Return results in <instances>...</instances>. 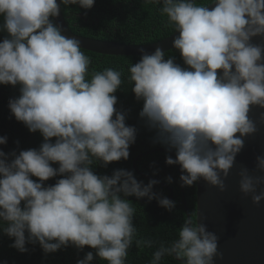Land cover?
I'll return each instance as SVG.
<instances>
[{
    "label": "clouds",
    "instance_id": "1",
    "mask_svg": "<svg viewBox=\"0 0 264 264\" xmlns=\"http://www.w3.org/2000/svg\"><path fill=\"white\" fill-rule=\"evenodd\" d=\"M160 5L165 27L174 35V56L155 47L139 48L140 58L127 67L126 79L142 107L138 118L164 146L167 165H179L181 187L203 180L224 191V178L257 132L249 113L264 109V0H149ZM95 0H0V85L18 86L8 108L29 132H39L37 148L0 150V229L19 252L38 244L45 255L64 247L85 246L107 264H125L129 249L152 247L136 238V209L128 197L155 199L172 212L176 202L153 191L133 170L111 175L93 167L127 160L137 127L126 125L127 110L116 107L114 93L124 70L105 68L89 74L91 59L78 39L54 22L61 5L91 9ZM208 5H212L208 7ZM260 37V43H252ZM264 121V112L260 113ZM239 133V135H236ZM54 138V140H53ZM7 136H0V145ZM18 143V142H17ZM57 165L53 167V165ZM255 169L239 170V191L254 204L264 199V155ZM35 177L37 179H33ZM59 177L53 184L50 178ZM172 183L171 176L165 177ZM219 236L205 223L185 219L176 239L152 253L149 264L172 257L180 264H214ZM92 251L76 264H91ZM6 264V262H4Z\"/></svg>",
    "mask_w": 264,
    "mask_h": 264
},
{
    "label": "trees",
    "instance_id": "2",
    "mask_svg": "<svg viewBox=\"0 0 264 264\" xmlns=\"http://www.w3.org/2000/svg\"><path fill=\"white\" fill-rule=\"evenodd\" d=\"M198 4H207L209 0H196ZM160 5L150 3L149 0H95L91 9H79L78 6L61 5V11L65 22L70 30L76 34L96 39L112 40L122 43L142 44L164 38L173 30L165 27L166 17L159 13ZM2 22V21H0ZM6 33L0 32V40ZM86 56L91 59L89 74L93 71H103L105 68L124 70L122 84L114 95L118 101L116 107L127 110L126 125L137 127L135 143L130 145L129 158L121 159L100 167L96 165L93 171L97 174L111 175L114 169L123 168L133 170L136 178L147 183L150 179L159 181L154 185L153 191L159 192L162 196L170 197L176 202V208L169 212L158 206L155 199L148 201L147 198L128 197L136 209L133 224L136 228V238L152 240V247L137 248L135 244L129 249L125 264H149L152 253L161 243L167 245L177 238L178 231L187 219L182 205V197L179 184V171L177 165H167L164 146L153 144L151 138L153 132L149 131L143 122L139 120L138 113L142 102H138L131 91L132 85L126 79L127 67L139 60L136 55H109L98 54L81 48ZM174 56L177 63L182 64L180 55L174 49L165 51V57ZM19 95L18 86L0 85V136H7V143L0 145V150L10 152L12 150H26L37 148L42 142L39 132H29L22 122H18L10 114L8 100L10 97ZM54 140V138H53ZM18 142V143H17ZM174 158V157H173ZM133 161L135 164L133 166ZM57 165H53L56 167ZM171 176L172 183H168L165 177ZM34 180L37 179L32 177ZM59 177L50 178L46 184L55 183ZM195 190L196 186L183 187L184 199L188 209L189 217L195 221ZM4 227L0 222V229ZM12 239L0 231V264H76L84 254L92 251L94 260L91 264H107L95 256V250L85 246L78 251L73 246L64 247L54 253L45 255L38 244H28L26 252H19L10 247ZM162 264H180L172 257H165Z\"/></svg>",
    "mask_w": 264,
    "mask_h": 264
},
{
    "label": "water",
    "instance_id": "3",
    "mask_svg": "<svg viewBox=\"0 0 264 264\" xmlns=\"http://www.w3.org/2000/svg\"><path fill=\"white\" fill-rule=\"evenodd\" d=\"M59 4V0H57ZM212 5H208L211 7ZM54 22L61 24L64 35L75 37L81 43V48L98 54L109 55H136L140 56L139 48H144L151 53L159 46L165 51L171 49V40L178 33L159 40L131 44L112 40L91 38L76 34L70 30L65 22L62 11ZM260 37H253L252 43H260ZM264 112L256 106L250 109V117L257 122V132L244 138V147L235 157V164L229 175L224 178V191L215 186L208 185L205 181H198L195 186V220L205 223L209 231L219 236V258H214V264H264V199L259 204L251 201V194L244 196L239 191V170L241 167L249 169L251 175H260L255 169V158L264 155V121L260 120V113ZM236 135H239L237 133ZM165 149V148H164ZM175 157L174 152H169ZM135 161H133V166ZM180 173L179 165H177ZM264 185L257 186V192ZM170 190V197L172 189ZM182 205L189 218L188 209L184 199L183 187L180 188ZM169 197V199H170ZM178 261V260H177Z\"/></svg>",
    "mask_w": 264,
    "mask_h": 264
}]
</instances>
